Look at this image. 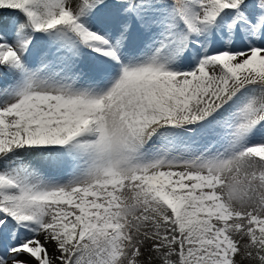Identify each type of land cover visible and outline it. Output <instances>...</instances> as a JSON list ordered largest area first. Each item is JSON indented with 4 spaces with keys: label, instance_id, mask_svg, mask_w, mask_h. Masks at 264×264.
<instances>
[{
    "label": "snow or ice",
    "instance_id": "obj_1",
    "mask_svg": "<svg viewBox=\"0 0 264 264\" xmlns=\"http://www.w3.org/2000/svg\"><path fill=\"white\" fill-rule=\"evenodd\" d=\"M0 264H264V0H0Z\"/></svg>",
    "mask_w": 264,
    "mask_h": 264
}]
</instances>
